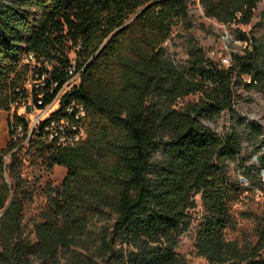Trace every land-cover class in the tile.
<instances>
[{
	"label": "trees",
	"instance_id": "obj_1",
	"mask_svg": "<svg viewBox=\"0 0 264 264\" xmlns=\"http://www.w3.org/2000/svg\"><path fill=\"white\" fill-rule=\"evenodd\" d=\"M258 1L198 0L205 17L228 26L250 23ZM178 23L189 24L188 0H0V109L28 96L29 78L38 80L29 92L38 109L59 95L30 135L25 117L8 121L10 136L21 126L23 137L0 148V264H181L175 250L196 196L198 255L209 264H264V151L258 146L256 164L242 166L262 194L256 240L242 250L224 238L232 205L248 190L227 168L241 136L200 122L232 111L235 83L264 90V44L238 32L243 53L225 67L190 41L178 67L164 48ZM72 66L78 77L66 84ZM197 92L203 97L184 110L163 104ZM71 104L85 111V138L42 140L43 127L68 117ZM23 149L45 171L63 167L62 182L39 188L24 179ZM36 195L45 203L27 224Z\"/></svg>",
	"mask_w": 264,
	"mask_h": 264
},
{
	"label": "rangeland",
	"instance_id": "obj_2",
	"mask_svg": "<svg viewBox=\"0 0 264 264\" xmlns=\"http://www.w3.org/2000/svg\"><path fill=\"white\" fill-rule=\"evenodd\" d=\"M189 24H176L171 32L170 38L164 43L165 54L175 66L187 65V50L189 42L192 41L198 48H202L207 58L218 65L227 67L231 63L232 54H242L245 47L238 38V32L247 37L252 36L259 44H264V0H259L253 12L252 19L248 24L223 25L214 19L205 17L197 0H188ZM76 81V79H75ZM248 82L247 79H245ZM38 83V80L29 78L25 83L27 95L20 99L19 105H12L9 111L0 109V148L4 147L11 138L8 121H12L14 114L28 119L29 125L36 119L47 118L53 110L58 108L59 95L43 109H38L30 97V88ZM234 100L232 111L225 110L216 119H201V124L206 129L223 135L231 128L239 131L241 136V153L237 160L227 161L228 174L233 180H237L248 188L239 200L232 205V223L224 229V238L234 241L240 249L245 245H252L256 240L255 220L262 210V194L253 189L242 174V166L250 167L256 164L257 147L261 146L264 151V90L255 87H246L244 84L233 85ZM203 94L200 92L189 94L177 99L174 103H163L176 110H184L188 105L197 103ZM30 107V111H26ZM258 124L261 134L257 137L249 125ZM20 141L21 138H13ZM21 146H26L23 142ZM24 149L20 152L22 157L21 176L30 183L42 188L47 183L59 185L66 170L61 166H55L51 171H45L33 156L25 154ZM260 151V152H261ZM154 158H160L155 154ZM5 163L9 162L6 155ZM7 181V173H5ZM197 207L190 211L192 224L190 228L179 237L176 253L181 259V264H209L207 259L198 255L194 246L195 227L202 216V208L199 196L195 197ZM45 199L42 195H36L25 208L24 222L32 218L44 205ZM28 224V222H27ZM100 223H98L99 225Z\"/></svg>",
	"mask_w": 264,
	"mask_h": 264
},
{
	"label": "built area",
	"instance_id": "obj_3",
	"mask_svg": "<svg viewBox=\"0 0 264 264\" xmlns=\"http://www.w3.org/2000/svg\"><path fill=\"white\" fill-rule=\"evenodd\" d=\"M197 3L199 4L198 0ZM28 59H32V56L29 55ZM25 60L27 61V59ZM69 72L72 74V76L66 84L74 82V80L78 77V73L74 72L73 66L71 67ZM38 103H40V101H38ZM64 111L69 115L68 117H59L56 119H52L47 125L43 127V134L45 135V137H43L42 140L47 139V141H56V143L60 145L71 146L85 138V111L83 107L71 104L67 105L64 108ZM42 120H44V118L36 119L35 121H33L32 124L29 125L27 135H30L32 130L36 129L37 126L40 125ZM11 130L12 139L19 137L22 139L23 129L21 126H11ZM24 142H26V140H24Z\"/></svg>",
	"mask_w": 264,
	"mask_h": 264
}]
</instances>
